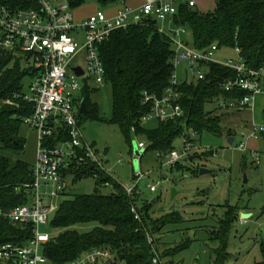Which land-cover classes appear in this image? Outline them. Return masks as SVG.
<instances>
[{
  "label": "trees",
  "instance_id": "16d2710c",
  "mask_svg": "<svg viewBox=\"0 0 264 264\" xmlns=\"http://www.w3.org/2000/svg\"><path fill=\"white\" fill-rule=\"evenodd\" d=\"M65 1L71 9L83 4V0ZM124 1L98 0V4L107 8ZM25 4L26 0H0V6L11 9L23 8ZM147 20L113 32L98 47L104 84L111 88L110 119L101 118L98 107L90 100V93L96 90L90 92L84 87L81 100H84L87 113L78 111L77 120L79 127L86 120L116 125L126 142H130L132 135L142 137L146 142L145 151L161 158L173 151V142L184 136L185 131L223 136L221 118L213 116L206 108L215 105L218 98L238 99L245 93L222 91L221 85L235 76L232 70L215 63L200 65L203 79L184 82L178 87L183 116L176 121H156L154 129L145 130L140 122L148 112V106L143 104V94L162 97L174 74V51L169 36L159 31L156 20ZM171 23L174 28H184L189 33L190 45L187 44L192 49L201 51L216 45L217 49L238 50L247 69L264 71V0H214L213 11L206 13L189 8L183 1L177 4ZM34 75L35 69L27 55L0 51V151L9 153H0V210L5 212L26 204L30 196L24 186L32 183V166L20 160L18 154L23 152L25 143L19 135L20 128L33 111V105L21 97L27 92L24 88L28 90L36 77ZM25 80H28L26 86ZM225 132L227 138L234 136L230 129ZM66 139L65 134H58L47 138L44 146L55 147ZM259 140L264 147V133L260 134ZM67 174L74 176L73 181L94 179L96 189L91 195L63 201L50 217L48 230L58 232L42 250L50 263L66 264L87 252L103 249L110 255V264H154V258L158 259L156 264H162L164 259H171L187 247L183 244L159 252L155 236L160 235L165 225L180 222V217L153 219L151 203L139 204L136 190L128 196L122 186L96 165L87 162L72 166L64 176ZM106 185L113 189V193L108 196L99 194L98 188ZM238 213L237 207L226 206L218 230L210 232V240L217 243V248L211 251L210 264L225 263L228 233L237 221ZM89 224H95L89 231L77 229ZM31 238V225L20 226L0 218V246L21 247ZM256 264H264V249L261 261Z\"/></svg>",
  "mask_w": 264,
  "mask_h": 264
},
{
  "label": "built area",
  "instance_id": "2783aa9c",
  "mask_svg": "<svg viewBox=\"0 0 264 264\" xmlns=\"http://www.w3.org/2000/svg\"><path fill=\"white\" fill-rule=\"evenodd\" d=\"M168 1L169 3L166 0H144L134 15L130 8L123 6L111 19L104 13L97 12L80 23H75L71 8L65 0H26V6L20 9L0 6V51L27 55L35 69L36 77L21 99L33 105L32 114L24 119L23 125L36 132L38 146L36 161L31 170L32 183L24 186L30 192L28 202L7 212L0 210V218L12 224L31 225L32 238L21 247L1 245L0 262L53 264L43 256L42 250L55 236L40 231V227L48 230L50 217L58 208L55 200L70 191L69 180H73L74 176H64V173L72 166H81L87 162L105 172L93 148L84 141L78 125L76 105L78 107L79 101H76L73 94L82 92L83 89L79 87L77 79L83 77L92 80L97 86L104 85L99 45L113 32L129 25L140 24L147 19L172 20L176 14L177 0ZM184 2L189 8L195 7V0ZM159 31L165 33L163 29ZM181 32L185 33L186 30L177 27L168 35L174 51V63L186 62L189 72L196 80H202L204 73L200 65L213 63L212 56L218 49L216 45H212L206 50H194L180 39ZM73 34H80L81 40L76 41ZM235 52L238 55L237 61L219 64L232 70L235 75L226 80L221 89L227 94L242 91L245 95L238 99L218 98L215 101L216 108L227 112L252 110L256 98L264 95V71L247 69L239 58V51ZM80 54L83 56L84 66L71 67ZM74 68H80L82 76L77 77L72 71ZM68 78L70 84H66ZM88 80H85L84 87H87ZM179 85L173 74L162 97L144 93L143 104L148 106V112L141 117L140 122L143 124L151 119L170 122L181 118L183 111L180 106ZM261 133H264V126L254 127L250 137L259 140ZM58 134H65L67 139L55 147L44 146L47 138ZM182 144V155L175 151L165 155L166 165L170 168L178 164L192 148L191 140L186 136ZM138 148L143 149L145 145L140 143ZM247 149V140L237 147V150L244 153ZM251 156L255 164H259L257 153H252ZM142 176L140 172L135 177L136 181ZM136 186L123 189L131 196L136 192ZM149 191L154 193L156 187L150 186ZM135 218L139 219L137 215ZM107 260H111L107 251L95 249L66 264H94ZM157 262L158 259L154 258L153 263Z\"/></svg>",
  "mask_w": 264,
  "mask_h": 264
},
{
  "label": "rangeland",
  "instance_id": "374dc122",
  "mask_svg": "<svg viewBox=\"0 0 264 264\" xmlns=\"http://www.w3.org/2000/svg\"><path fill=\"white\" fill-rule=\"evenodd\" d=\"M96 9L106 11L99 6L98 0H83V4L72 8L71 13L75 23H80L88 17L90 11ZM165 21H157V23L169 35L174 30V26ZM72 37L80 41L82 36L73 34ZM180 39L190 45L188 32H181ZM237 59L235 50L227 48L218 49L212 56V61L219 64L235 62ZM75 66H84L82 54L78 55L71 64V67ZM189 69L186 62L174 63V77L179 84L196 81V77L189 72ZM85 80L88 79L83 77L77 79L82 89ZM27 83L28 80H25L24 85L26 86ZM70 83L68 78L66 84ZM86 86L90 92L92 89L96 90L90 93V100L98 107L100 117L110 119L112 112L110 86L107 84L97 86L92 80H88ZM24 89L26 92L27 88ZM73 96L80 102L81 92L77 91ZM76 110L79 118L77 105ZM206 110L213 116L221 118L223 136L217 137L206 132L198 135L190 130L185 131L184 136L173 142V151L178 155L184 153L182 143L185 136L191 140L192 148L176 167L172 168L166 165L165 156L158 158L157 154L145 151L146 142L142 137L132 135L130 142H126L116 125L86 120L81 123L80 129L84 141L93 148L107 175L123 188L137 185L138 203L152 204L150 215L153 219L174 215L180 217V222L165 225L160 235L155 236V240H158L156 242L159 252L167 247L174 248L183 244L187 247L171 259H164L162 264H170V261L171 264H210L211 251L217 248V243L210 240V232L218 230V223L224 216L226 206L237 207L239 213L237 221L231 225L228 233L227 259L224 264L259 263L261 251L264 249V147L260 140L255 144L258 145L257 149L252 152L244 153L237 150V147L250 136L251 125L245 128V124L247 126L249 122L255 121L258 126L260 122L264 123L263 110L256 107L252 114L245 111L227 112L217 109L214 104ZM143 127L145 130L154 129L156 120L151 119L143 123ZM24 128L28 127L23 125L22 129ZM227 129L234 132L232 146L227 145L225 138ZM140 143L144 144L145 148L139 149ZM255 152L259 164H255L251 156ZM191 157L194 159L190 162ZM201 168L211 173L200 176ZM140 172L143 176L136 181L135 177ZM73 180H69L70 191L55 200L57 206L75 196L91 195L96 189L92 178ZM150 186L156 187L154 193L149 191ZM98 193L108 196L113 193V189L108 185L102 186L98 188ZM241 214H247L250 218L242 220ZM94 226L95 224H89L77 229L86 232ZM40 231L54 236L58 234L57 231L51 232L44 227H40Z\"/></svg>",
  "mask_w": 264,
  "mask_h": 264
},
{
  "label": "crops",
  "instance_id": "0c3cea01",
  "mask_svg": "<svg viewBox=\"0 0 264 264\" xmlns=\"http://www.w3.org/2000/svg\"><path fill=\"white\" fill-rule=\"evenodd\" d=\"M184 0H177L175 2V5L177 6L178 3L183 2ZM166 2L169 3L168 0H166ZM144 3V0H125L123 4H117V5H113L107 8H104V10L106 11H102L99 9H96L95 11H90V14L88 15H94L97 12H102L105 14V16L109 19L113 18L117 12V10L123 6L130 8L133 11V15L137 12V10L142 6V4ZM201 13H206V12H210L213 11L214 9V0H195V7L193 8ZM132 15V16H133ZM131 16V19H132ZM74 17V16H73ZM85 19V18H84ZM167 24H172L170 19H167L165 21ZM159 24L157 23V26ZM159 27V26H158ZM165 28V27H164ZM159 29H163L160 28ZM164 30V29H163ZM165 31V30H164ZM215 64H219L217 62H213ZM264 95H260L256 98L254 106L252 108V110H244L245 112H249L252 114V112L254 111V109L257 107L260 110H263L264 112ZM244 111H237L238 113L241 112L243 113ZM262 112V114H263ZM262 121L264 122V116L262 117ZM251 123V124H250ZM261 124V125H260ZM260 124L257 126L255 121L249 122L248 125L246 126V124L244 125L245 128L249 127V125H251L250 128V135L253 132L254 127H259V126H264V123L260 122ZM23 126H21L20 128V132L19 135L20 137L25 141L24 143V151L22 152V155L20 156L21 153L18 154V158L20 160H22L23 162L33 166L35 161H36V156L38 153V146H37V134L35 131L28 129V128H24L22 129ZM234 137V136H233ZM225 138L227 139V137L225 136ZM258 140H254L252 139L250 136L247 140V150L249 152H252L253 150L257 149V146L255 144H257ZM0 153H3L5 155H9V153L6 152H2L0 151ZM35 154V160L33 158V155Z\"/></svg>",
  "mask_w": 264,
  "mask_h": 264
},
{
  "label": "water",
  "instance_id": "95a60500",
  "mask_svg": "<svg viewBox=\"0 0 264 264\" xmlns=\"http://www.w3.org/2000/svg\"><path fill=\"white\" fill-rule=\"evenodd\" d=\"M148 20H146L147 22ZM72 71L76 74L77 77H80L82 76L83 72L80 68H74L72 69ZM118 71L120 72V70L118 69ZM78 111L81 113V114H86L87 113V110L85 108V103H84V100H80V103H79V108H78ZM234 144V138L233 137H228L227 138V145L228 146H232ZM194 158L191 157L189 158V161L191 162ZM211 172L206 170V169H199V175L202 176V175H205V174H210ZM152 203H154V201H152ZM250 216L247 215V214H241L240 215V219L242 220H246V219H249ZM112 262V260H108L105 264H110Z\"/></svg>",
  "mask_w": 264,
  "mask_h": 264
},
{
  "label": "flooded vegetation",
  "instance_id": "af4514ba",
  "mask_svg": "<svg viewBox=\"0 0 264 264\" xmlns=\"http://www.w3.org/2000/svg\"><path fill=\"white\" fill-rule=\"evenodd\" d=\"M80 103V102H79ZM79 103H78V108H79Z\"/></svg>",
  "mask_w": 264,
  "mask_h": 264
}]
</instances>
